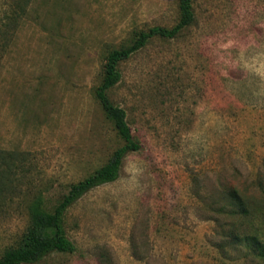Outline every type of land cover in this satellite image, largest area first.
<instances>
[{
	"label": "rangeland",
	"instance_id": "rangeland-1",
	"mask_svg": "<svg viewBox=\"0 0 264 264\" xmlns=\"http://www.w3.org/2000/svg\"><path fill=\"white\" fill-rule=\"evenodd\" d=\"M17 2L0 34V257L32 204L53 210L122 145L96 97L107 55L179 20L177 0H0V21ZM193 7L119 65L109 98L141 148L68 209L74 252L38 264H264V0Z\"/></svg>",
	"mask_w": 264,
	"mask_h": 264
},
{
	"label": "trees",
	"instance_id": "trees-1",
	"mask_svg": "<svg viewBox=\"0 0 264 264\" xmlns=\"http://www.w3.org/2000/svg\"><path fill=\"white\" fill-rule=\"evenodd\" d=\"M177 1L179 20L176 25L171 28L157 26L140 32L129 45L113 50L105 59L103 79L100 87L96 90V97L106 118L113 123L122 145L114 151L103 166L96 169L82 181L72 185L68 193L53 210L43 209L39 202L32 204L29 228L22 236L17 247L9 248L3 253L0 257V264H38L52 254L74 252L75 247L68 239L65 230V216L68 209L91 190L118 180L126 157L141 148L127 123L125 111L115 105L109 98V92L121 80L118 67L133 54L143 49L152 39H175L185 29L193 25L195 22L193 0ZM23 9V4L20 2L15 3L14 8L10 10L11 16L7 15L6 19L0 21V34L5 36V32L11 29V22L19 17ZM7 44L8 38L0 37V52L7 47ZM8 160L10 161V157L5 158V163ZM7 177L8 172L2 170L0 172V185L3 183V179ZM234 199L236 205L242 209L240 212L248 214L249 211L246 209L243 200L236 195Z\"/></svg>",
	"mask_w": 264,
	"mask_h": 264
}]
</instances>
